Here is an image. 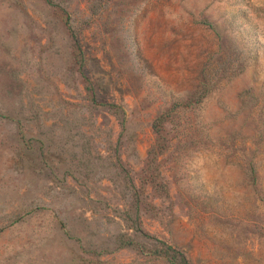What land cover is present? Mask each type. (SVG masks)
Returning <instances> with one entry per match:
<instances>
[{"label":"rangeland","instance_id":"rangeland-1","mask_svg":"<svg viewBox=\"0 0 264 264\" xmlns=\"http://www.w3.org/2000/svg\"><path fill=\"white\" fill-rule=\"evenodd\" d=\"M53 1L95 100L57 7L0 0V264H264V0Z\"/></svg>","mask_w":264,"mask_h":264},{"label":"trees","instance_id":"trees-1","mask_svg":"<svg viewBox=\"0 0 264 264\" xmlns=\"http://www.w3.org/2000/svg\"><path fill=\"white\" fill-rule=\"evenodd\" d=\"M46 1L50 3L51 5L57 7L64 24L68 28V33H69V36L71 39V45H72V57L75 63L76 71L79 74L83 82V86L85 90L90 94L91 99L95 100L92 83L84 71V66H83L84 57H83L82 49L80 47L79 37H78L76 30L72 27L70 23L69 14L63 6L58 5L53 0H46ZM208 85H209V80L203 77L201 86L197 90H195L187 99L178 100L176 102L173 101L170 107L164 109L163 111H160L154 116V118L151 121V128H152V131L154 132V141L147 152L148 155L150 154L151 159H153V156L157 152H161L166 146L167 137H166V129H165L164 123L165 121L169 120V115L171 111L174 112L177 107H183V106H186L188 104L198 101L200 97H202V95H204V93L206 92ZM249 89H250L249 87L246 88L245 90H243V93L245 95L246 94L252 95V93L249 92ZM248 170H249L250 177L253 180L255 177V174H254L253 165L251 163L248 165ZM139 231L141 230L139 229ZM168 249L170 251H168ZM164 250H165L166 257L171 264H187L188 263V258L186 257V255L181 250L175 248L174 246L165 245Z\"/></svg>","mask_w":264,"mask_h":264}]
</instances>
